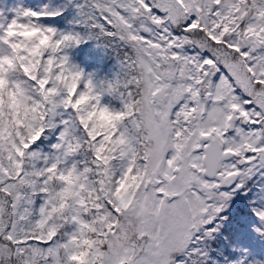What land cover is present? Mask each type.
<instances>
[{
	"label": "snow or ice",
	"instance_id": "1",
	"mask_svg": "<svg viewBox=\"0 0 264 264\" xmlns=\"http://www.w3.org/2000/svg\"><path fill=\"white\" fill-rule=\"evenodd\" d=\"M240 224L264 244V0L0 7V264H264Z\"/></svg>",
	"mask_w": 264,
	"mask_h": 264
},
{
	"label": "trees",
	"instance_id": "2",
	"mask_svg": "<svg viewBox=\"0 0 264 264\" xmlns=\"http://www.w3.org/2000/svg\"><path fill=\"white\" fill-rule=\"evenodd\" d=\"M43 2H47V0H42V3H43ZM90 54H91L92 56H95L97 59L100 57V56L97 55L96 52H94V53H89V52L87 51V49H86L84 52L80 53V55H79L78 57H76V60H77V62H80V63H81V66H82V67H85L87 70L90 69V71H91L92 68H93V65L90 64V63L88 62V60H87V57H88V55H90ZM236 225H237V221H236V219H235V217H234L233 225H231L230 227H231V228H235ZM239 228H240V229H243V230L245 231V236H244V240H243V242H246V243H249V244L253 243V241H255L256 243L259 242V241L257 240V238H256V236H255V234H254V232L251 231V230H249V228H248L247 225L240 224V225H239ZM256 243H255V244H256ZM259 243H260V242H259ZM260 244H261V243H260ZM261 245L264 247V244H261ZM262 246H261V247H262ZM259 247H260V246H259Z\"/></svg>",
	"mask_w": 264,
	"mask_h": 264
},
{
	"label": "rangeland",
	"instance_id": "3",
	"mask_svg": "<svg viewBox=\"0 0 264 264\" xmlns=\"http://www.w3.org/2000/svg\"><path fill=\"white\" fill-rule=\"evenodd\" d=\"M23 2L25 4L34 5L38 3H42V0H0V7H11L14 6L16 3ZM98 56H101V53L96 52ZM85 68V67H84ZM86 71H90V69H86ZM246 243V242H245ZM262 246L259 242L254 245L256 248H260ZM263 247V246H262Z\"/></svg>",
	"mask_w": 264,
	"mask_h": 264
}]
</instances>
